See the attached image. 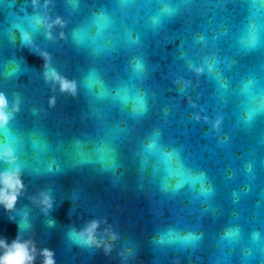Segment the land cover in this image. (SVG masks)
<instances>
[{"label": "water", "instance_id": "water-1", "mask_svg": "<svg viewBox=\"0 0 264 264\" xmlns=\"http://www.w3.org/2000/svg\"><path fill=\"white\" fill-rule=\"evenodd\" d=\"M165 2L176 12L153 29L150 18ZM102 10L115 25L105 34L110 50L93 57L71 35ZM32 16L52 26L33 32ZM58 17L63 26L53 23ZM16 25L32 34V46L22 43ZM249 31L258 42L246 50L241 40ZM128 33L140 42L129 44ZM41 52L61 77L77 82L75 95L46 79ZM133 57L145 61L143 80L130 79ZM92 68L113 94L122 84L132 96L142 91L147 111L136 115L134 99L125 106L88 94L82 79ZM248 81L254 84L245 95ZM0 92L10 107L20 100L9 127L24 140L16 151L25 165L15 209L0 204V240L31 241L33 264H44V249L54 264H264V0H80L75 12L69 0H0ZM249 109L256 111L246 122ZM156 132L157 154H147L144 146ZM34 136L50 149L34 152ZM77 139L90 162H79ZM105 146L113 151L104 153L102 165L96 149ZM162 153L177 155L165 162ZM10 167L0 160V170ZM202 187L213 194L201 195ZM41 192L52 197L47 214L32 200ZM26 210L30 228L21 226ZM92 220L100 221L99 246L69 240L70 231ZM233 228L240 235L229 239ZM170 229L201 239L187 246L154 242ZM253 233L260 239L253 241Z\"/></svg>", "mask_w": 264, "mask_h": 264}, {"label": "clouds", "instance_id": "clouds-1", "mask_svg": "<svg viewBox=\"0 0 264 264\" xmlns=\"http://www.w3.org/2000/svg\"><path fill=\"white\" fill-rule=\"evenodd\" d=\"M36 0H34V3ZM130 0H121L122 5H126ZM70 8L73 12L77 11L80 6V0H69ZM176 12L170 3L165 2L162 8V12L154 15L150 18V24L153 29L159 28L163 24V15L171 16ZM32 31L35 32L40 26L50 28L52 25L48 23L47 18L43 16H32L29 17ZM53 23L63 26L65 23L61 18H57ZM115 20L112 15H110L106 10H102L99 13H96L92 16L90 20H86L83 24L76 27L72 31L71 40L74 46L77 49L86 50L93 57H100L107 51L109 47L105 43L106 36L105 34L114 27ZM16 27L21 28L22 32V43L28 46H32L33 37L29 31L24 30L20 25ZM47 36L51 38V32H47ZM61 37L64 38V34L61 33ZM128 43L129 44H138L139 37H133L131 33H128ZM258 38L253 31H249L246 37L242 38L241 43L246 50H250L256 47ZM41 55L45 58V77L46 79L58 82L61 86V91H70L73 95L77 92V82L76 81H67L65 78L61 77L55 69L51 68L50 65V56L47 52H41ZM216 63H219V60H216ZM130 68V79L134 80H143L146 73V64L145 61L140 57H133L129 62ZM19 71L17 66L12 72L8 73L9 75H14ZM195 71L197 73H202L204 69L202 67H196ZM213 65H208V74L212 75ZM254 84V81H248L243 85L242 92L245 95L251 94V89ZM227 83H222L221 87L227 88ZM82 87L90 95L95 96L98 100L104 99H113L119 100L125 106L127 105L129 99H134L135 104L138 106L133 109L136 115H143L147 111L146 96L137 89L135 95H131V89L127 84H122L115 89V93L111 92L107 85L104 83L100 74L95 68L90 69L87 74L82 79ZM20 100L17 98L9 106V100L3 92H0V135H2L6 143L0 144V160L5 161L6 163L12 164L13 167L5 168L0 170V204H2L6 209L13 210L18 197L22 194L25 185L21 179L22 173L24 171L25 165L19 162V157L17 155V149H20L24 145V140L22 136L14 132L12 128L9 127L10 121L15 118V113L19 111ZM255 109H249L246 113V122H250L255 115ZM219 124V120L217 121ZM159 132L153 134L149 142L144 146V151L147 154H157L158 151V141ZM32 150L36 153H45L50 149L49 143L39 136H34L31 140ZM73 148L75 149L77 155L80 157V163L90 162L88 157L84 152V142L77 139L73 143ZM97 152L101 153L99 163L102 165L106 164V156L104 153L113 151L112 149L105 147H100L96 149ZM173 155L176 153H162L163 159L165 162L170 160ZM111 166L115 169V157H112L110 160ZM38 173L39 169H35ZM47 171H52V166L49 165ZM180 185H177L179 187ZM165 190H167L165 188ZM213 194V189L211 187H202L201 195L209 197ZM34 203H37L42 206V210L45 214L48 213L49 209L52 207V197L48 192H41L38 197H32ZM48 226L51 227L54 225V221L49 220ZM100 221L92 220L88 222L82 229L79 231L72 230L68 233L69 240L75 244L79 245H88L91 246L96 244L99 246V242L96 239L97 229L99 228ZM21 226L23 228H30L31 224L29 221V212L26 210L21 213ZM240 235L239 228L229 229L227 232V237L229 239L238 238ZM112 239L117 238L115 233L111 234ZM201 239L200 236H197L193 233L187 235H181L174 230H168L166 233H161L159 238L154 242L157 244H182V245H194ZM253 241L260 239L259 233L252 234ZM0 249H3V252L0 253V264H33L35 260V246L31 241H22L20 238L13 241L10 245L4 241L0 240ZM110 250V248L106 249ZM44 256V264H54L53 253L44 249L42 252Z\"/></svg>", "mask_w": 264, "mask_h": 264}]
</instances>
